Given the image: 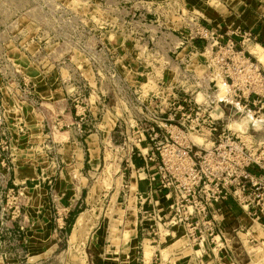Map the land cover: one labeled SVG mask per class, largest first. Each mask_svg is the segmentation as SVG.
<instances>
[{"label":"crops","instance_id":"crops-1","mask_svg":"<svg viewBox=\"0 0 264 264\" xmlns=\"http://www.w3.org/2000/svg\"><path fill=\"white\" fill-rule=\"evenodd\" d=\"M62 1L69 3L68 6L80 7L87 18L92 16V21L87 20L86 23L98 30L106 49L114 56L115 73L126 82L131 75L135 84L128 83L136 91L139 90L138 85L146 81L147 75L156 74L168 83L173 81L179 64H185L188 56L190 59L186 66H182L183 69L202 72L204 58L194 54L189 44L175 49L166 42L168 34L184 40L191 27V18L208 28L221 27L222 32H232L243 25L253 34L256 43L264 44V0H122L131 13H143L145 21L127 17L122 7L116 11H104L99 8L101 0ZM23 8L17 12L18 16L3 17L0 13V49L3 48L20 67L30 82L33 98L45 108L36 111L28 103L16 100L13 84L0 77V107L8 142V149L0 151V171H5L4 164L9 168L10 187L22 194L20 203L23 205L20 219L9 220L7 228L2 231L9 236L2 235L0 228V243L10 244L8 238L17 232L18 239L13 241L20 245L18 250L24 255L8 253L10 259L5 261L18 264L17 259L22 257L25 264L36 263L48 252L51 255L57 250L60 238H68V249L77 244L88 222V208L92 207L89 204L91 188L96 181L102 189L104 187L99 177L95 179V172L103 164L104 168L106 165L127 167L134 195L130 191L128 195H122L120 191L113 194L116 219H112L109 229L105 226L97 228L100 241L92 244L102 251L100 264H239L238 258L243 253L250 259L246 264H264V244H248L259 243L254 236L264 233V230L257 224L251 225V220L231 205L223 208L217 220L218 231L229 240L225 248L215 249L205 244L199 249L187 244L185 247L193 252L191 255L181 256L172 252L169 257L163 256V251L167 252L163 249L167 244H162L160 237L168 232V237L172 238L174 233L157 221L168 204L161 200L154 207L148 200L149 181L154 170L146 169L138 157H133L131 164L122 163L123 153L114 152L112 148L121 141L118 115L125 114V107L114 108L117 90H122L119 82L109 78L104 82L98 81L91 65L80 53L65 56V42L46 45L43 40H37V24L48 21L46 14L34 4L25 3ZM76 76L88 86L83 96L88 100L86 127L90 132L82 139L72 130H55L51 135L44 123L52 125L54 115L62 113L59 109L71 93ZM39 85L44 89L42 95L37 92ZM108 113L114 118V123L106 131L102 126ZM63 114L65 122L71 124L70 108ZM111 123L109 119L107 125L110 127ZM53 143L54 149L50 150ZM107 155L111 158L107 159ZM54 158L62 163L60 171L54 169ZM134 160L139 165H134ZM154 198L158 199L159 195H154ZM131 200L133 204H130ZM74 211L80 213L68 234L67 223ZM79 217L81 220L77 224ZM18 229L22 230L20 234ZM157 235L158 240L154 238ZM171 245H167L168 251ZM138 249H141V256H138ZM0 264H4L2 254Z\"/></svg>","mask_w":264,"mask_h":264},{"label":"built area","instance_id":"built-area-1","mask_svg":"<svg viewBox=\"0 0 264 264\" xmlns=\"http://www.w3.org/2000/svg\"><path fill=\"white\" fill-rule=\"evenodd\" d=\"M34 5L45 12L48 20L44 22L47 25L38 22L37 40L46 45L65 42V56L80 53L98 81L109 78L119 82L122 90H117L114 108L125 107V114L118 115L121 141L112 148L123 153L122 163L131 164V159L138 157L146 169L154 170L148 200L154 207L161 200L168 204L157 219L164 228H182L190 244L199 249L205 244L223 249L229 240L218 231L217 220L223 208L231 205L264 230V146L251 142L249 128L242 131L232 126L244 123L251 112L255 121H264V66L253 63L243 49L238 52L232 38L235 35L244 46L254 40L250 31L222 32L195 18L189 19L191 27L186 38L179 40L168 34L171 39L166 38V42L175 49L189 44L194 54L204 58L203 73L183 69L188 56L185 64H179L173 81L147 75V87L139 84L136 91L115 73L114 56L106 49L98 30L86 23L92 21V16L87 18L80 7L64 5L59 0H39ZM99 5L109 12L122 7L127 17L145 21L143 13H131L122 0H101ZM0 77L13 84L16 100L28 103L36 111L45 108L33 98L30 82L3 48ZM80 79L76 76L73 80L72 91L61 104L62 113L54 115L53 124L44 123L49 134L72 130L82 139L90 132L86 127L88 100L83 96L88 86ZM221 91L224 96L218 98ZM215 106L222 111L218 116L212 115ZM68 107L73 117L71 124L63 119ZM53 146L54 143L49 149L53 150ZM7 149L0 107V151ZM52 164L56 171L61 170L59 159L54 158ZM3 168L0 187L9 182V168L5 164ZM5 191V196L0 193L6 201V205L0 204V228L2 235L9 236L2 231L7 228L8 217H19L22 194L13 188ZM156 194L158 199L154 198Z\"/></svg>","mask_w":264,"mask_h":264},{"label":"rangeland","instance_id":"rangeland-1","mask_svg":"<svg viewBox=\"0 0 264 264\" xmlns=\"http://www.w3.org/2000/svg\"><path fill=\"white\" fill-rule=\"evenodd\" d=\"M37 1H39V0H0V10H1L0 13L3 17L4 16H7V17L11 16L12 17V16H14V14H17V16H18L17 12L24 9L23 6H25V3H28L30 5V4H35V2H37ZM59 1H61L63 3L62 0H59ZM69 1L71 2V0H69ZM63 4L67 5L65 3H63ZM25 9H26V7H25ZM219 28H221V27H219ZM238 28L242 31H248V29L243 25L239 26ZM222 31H224V30H222ZM232 38H233V40L236 41L235 46H236V50L238 52L242 51L241 49H243L245 51L246 57H249L253 63L264 66V54H263L264 53V44H261L260 42L256 43V41L252 40L251 42H248V44L242 46L240 44V42H238V39H239L238 37L236 38L235 35H232ZM256 44L257 45L259 44L258 46L260 47V50H259L260 51V57L254 53V50H255L254 48H256V46H257ZM250 47H252V48H250ZM22 61H23V58H22ZM203 71H204V69L202 70V72ZM202 72H200L198 74H201ZM130 76L131 75H128V78H130L132 80V82H134V84H135L134 78L130 77ZM142 86H143V88H145L144 83L142 84ZM37 92L42 95V93L44 92V89L42 88V86L39 85V87H37ZM222 96H224V92L221 91L218 95V98H220ZM199 98H200V96L198 97V99ZM251 111H253L252 108H251ZM213 113H214L213 116H218L221 114V110L219 109L218 106H216V111H214ZM255 118L256 117L252 116V112H251L250 114H248V117L243 120L244 123L236 124V125L232 124V126L235 129L242 130V131H245V130H247V128H249L250 131L248 133L252 135L251 139H250L251 142L253 144H258L259 146L263 147L264 146V121L258 123L257 121H255ZM109 119L112 120L110 127L107 125ZM113 123H114V118L111 116V114L108 113V115L104 119L102 128L105 129L106 131H108L109 129L112 128ZM252 128H254L258 131L253 132ZM111 164H113V163H111ZM60 167H62V163L60 164ZM95 173H96L95 179L97 180L96 177H99V181H101V184L103 185V183H104V187H103L104 193H103L102 186L99 184L98 181H96L94 183L93 187L91 188V192L89 195L90 196L89 197V204L92 207H91V209H90V207L88 208V212H87L88 216L86 218L88 222H87V225H86L84 231L80 235V238L78 239V243L71 245L70 248L68 249V247H69V245L67 243L68 238L62 239L59 237L60 242H58V244H57L58 248L53 254L49 255L48 254L49 252H48L46 254V256H44V258L42 256V259H40V261H37L36 263H26V264H100L99 263V257H100V253H102V251H99V249L97 247L94 248V246L92 245V244H96L95 242H97V244H98V242L100 241V237H98V235L100 233L96 232V230H97V228H100V227L102 228L103 226H105L107 229H109L110 225L113 224L112 219H116V215L113 214V209H114L113 205L115 203L113 194L120 191L122 195L123 194L128 195L129 191H130L131 195L133 196L134 191L132 188V184L130 185V182H129L130 171L124 165H121L120 167H117V166L111 167L110 165H106V167L104 168L103 164H102L101 168H99V170H97ZM52 185H53V183L50 186H52ZM5 188L6 189L12 188V187H10L9 182L7 185L2 184V186L0 187V193L4 192L2 196L6 195ZM102 193H103V195L100 197L99 201L96 202ZM11 197H12V195H9V199H11ZM3 198L4 197L0 198V201H2V202H0V204L6 205V201ZM111 198H112V200H111ZM9 202H10V205L13 204V203H11V201H9ZM119 202H123V200H119ZM130 204H133V200H131ZM22 206H23L22 203H20V208H22ZM11 210H13V208ZM22 213H23V211L21 210L20 214H22ZM111 213L113 215H110ZM129 216H131V215L129 214L127 216V219L129 218ZM58 218L59 217H57V219ZM19 219H20V217L16 220H19ZM9 220H10V217H8V222H9ZM250 223H251V225L252 224L255 225V223H253L252 221ZM168 231H171L172 233H174L172 238L168 237V235H167L168 232H164L165 234L160 237L162 239L161 240L162 244H167V245L172 244L171 249L169 251H168L169 248L167 245H166V247L163 248L167 251V252L163 251V256L169 257L170 255H172V252L182 254L181 256H187V255H191L193 253V252H191L190 249L187 251V247H185L187 244H190V242L188 241L187 237L185 236L184 230L182 228L177 227V228H174V230H168ZM18 232L20 234L22 232V230L18 229ZM105 234H106V232H105ZM103 235H101V236L103 237ZM106 235L108 236V234H106ZM125 235H126V233L124 234V237H125ZM17 236H18L17 232L12 233L10 235V237L8 238L10 241V244L9 243L8 244H0V254H2V256L4 258V264H12V262L7 263V261H5V259H7V260L10 259V256H8V253L14 254L15 256H18V255L23 256L24 255V253L22 254V252H20V250H18V247H20V245L14 244L15 241H13V240H14V238H17ZM254 237L259 241V243L255 242V241L253 243L249 242L248 243L249 246H254L255 244L258 245L260 243L264 244V233L256 234ZM154 238H156L158 240V235L155 236ZM56 240L58 241L57 238H56ZM65 240H66V242H65ZM63 244H66V245L63 246ZM244 244H247V243L244 241ZM138 252L140 253V255H138V256H141V249H138ZM37 256L38 255L33 256V257L37 258ZM17 260H18V264H25L22 257L18 258ZM249 260L250 259L247 256V254L243 253L242 256H240L238 258V263L239 264H246V263H248ZM20 262H22V263H20ZM249 264H255V262L249 263Z\"/></svg>","mask_w":264,"mask_h":264},{"label":"trees","instance_id":"trees-1","mask_svg":"<svg viewBox=\"0 0 264 264\" xmlns=\"http://www.w3.org/2000/svg\"><path fill=\"white\" fill-rule=\"evenodd\" d=\"M134 165H139L137 162H135V160H134ZM80 213V211H74L73 213H72V215H71V219L69 220V222L67 223L68 224V227L66 228V232L68 233V234H70V232H71V229H72V226H73V224H74V222H75V218H76V216L78 215Z\"/></svg>","mask_w":264,"mask_h":264},{"label":"bare ground","instance_id":"bare-ground-1","mask_svg":"<svg viewBox=\"0 0 264 264\" xmlns=\"http://www.w3.org/2000/svg\"><path fill=\"white\" fill-rule=\"evenodd\" d=\"M254 49H255V50H254V53L257 54V55L260 57V51H259V50H260V47L257 45L256 48H254ZM251 51H252V50H251ZM263 54H264V53H263ZM202 73H203V72H202ZM202 73H201V74H202ZM128 82H129L130 84H134V82H132V80H131L130 78H128ZM144 85H145V87H147L145 83H144ZM52 95H53V94H52ZM198 97H199V96H198ZM43 99H44V98H43ZM217 99H218V98H217ZM48 100H49V99H48ZM214 111H216V106H215L213 112H214ZM213 112H212V115L214 114ZM221 112H222V111H221ZM103 122H104V121H103ZM104 130H105V129H104ZM110 158H111V156H110V155H107V159H110ZM80 220H81V218L79 217L78 220H77V224H79ZM260 244H261V243H260Z\"/></svg>","mask_w":264,"mask_h":264}]
</instances>
